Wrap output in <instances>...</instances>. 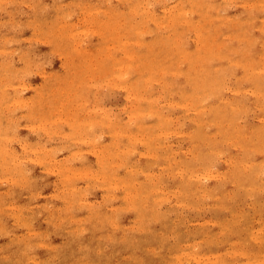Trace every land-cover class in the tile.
<instances>
[{"label":"bare ground","instance_id":"1","mask_svg":"<svg viewBox=\"0 0 264 264\" xmlns=\"http://www.w3.org/2000/svg\"><path fill=\"white\" fill-rule=\"evenodd\" d=\"M243 198L264 0H0V264H264ZM203 207L225 214L193 230Z\"/></svg>","mask_w":264,"mask_h":264},{"label":"rangeland","instance_id":"2","mask_svg":"<svg viewBox=\"0 0 264 264\" xmlns=\"http://www.w3.org/2000/svg\"><path fill=\"white\" fill-rule=\"evenodd\" d=\"M229 11L232 12V14H239L240 13V10L236 6V4L230 5ZM27 45L30 46V43L28 42ZM43 60L48 67H49V65H55L57 62V58H56L55 54H51V53H47V54L45 53V58H43ZM62 70L64 71V69H62ZM105 93H107V95H102L101 103L103 105H106L109 107L116 105V103L119 102V100L122 97L121 91H116L115 89L106 90ZM254 116H255V113H252L250 118L253 119ZM171 139L172 140L177 139L176 135L173 134ZM246 198H243L241 205H239V208L242 210H246V211L248 210L249 211L248 213H250L252 216H255V218H257L258 220L261 217H264V203H263V208L261 205V206H259L260 210H257L255 200L253 201V199L251 198V199H247L245 202L244 199H246ZM185 213H186V215H188L187 223L189 224V227H191L193 230L197 229L198 227H200L203 224H204V227H210L214 224L215 219H217V217L218 218L223 217L225 214V213H221V214L217 215L215 210H213L212 208H209V207H203L201 209V212L198 215L194 214L191 209L185 210ZM1 220H2V222H6L8 220V218H7V216H2ZM40 222H41L40 219H38V223H40ZM43 226H46V224L43 223Z\"/></svg>","mask_w":264,"mask_h":264}]
</instances>
